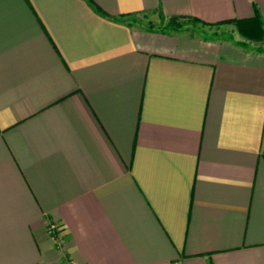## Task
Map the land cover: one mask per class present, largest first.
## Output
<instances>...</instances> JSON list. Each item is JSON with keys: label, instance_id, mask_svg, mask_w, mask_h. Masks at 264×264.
Wrapping results in <instances>:
<instances>
[{"label": "crops", "instance_id": "1", "mask_svg": "<svg viewBox=\"0 0 264 264\" xmlns=\"http://www.w3.org/2000/svg\"><path fill=\"white\" fill-rule=\"evenodd\" d=\"M254 9L0 0V264H264V48L184 21Z\"/></svg>", "mask_w": 264, "mask_h": 264}, {"label": "trees", "instance_id": "2", "mask_svg": "<svg viewBox=\"0 0 264 264\" xmlns=\"http://www.w3.org/2000/svg\"><path fill=\"white\" fill-rule=\"evenodd\" d=\"M90 1V0H89ZM103 16L110 17L103 11L99 10L95 7ZM122 15H118V17H112L117 19H122L126 23L131 24L134 22L132 17H121ZM181 15H166L163 16L159 14V20L157 22H153L151 20H145L143 27L147 30H157L160 32H168L169 30H176L180 27L179 18ZM195 19L194 17H189ZM220 22H231L233 23L236 31L245 39L248 40H259L262 37V33L264 31V16H260L254 9V13L248 18L242 19H225ZM203 23V22H202ZM204 24V23H203ZM237 44L243 45L242 41H235Z\"/></svg>", "mask_w": 264, "mask_h": 264}, {"label": "rangeland", "instance_id": "3", "mask_svg": "<svg viewBox=\"0 0 264 264\" xmlns=\"http://www.w3.org/2000/svg\"><path fill=\"white\" fill-rule=\"evenodd\" d=\"M131 17L139 22L144 23L146 19H150L153 22H157L159 20V16L156 12L145 11V12H138ZM186 23L191 24L196 27V29H202L206 34H220L222 37L230 36L232 39H237V41L244 42L245 46L251 48H264V31L262 33V37L259 40H248L243 38L235 29L234 25L231 22H223L208 26H203L196 22H192L191 20H184Z\"/></svg>", "mask_w": 264, "mask_h": 264}]
</instances>
